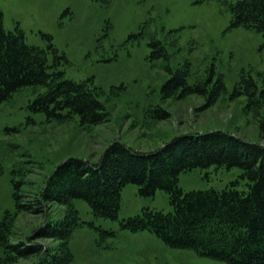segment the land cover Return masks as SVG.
Instances as JSON below:
<instances>
[{"label": "rangeland", "instance_id": "rangeland-1", "mask_svg": "<svg viewBox=\"0 0 264 264\" xmlns=\"http://www.w3.org/2000/svg\"><path fill=\"white\" fill-rule=\"evenodd\" d=\"M237 1L0 0L6 31L20 30L27 45L45 50L50 70L98 88L108 114L98 125H82L77 116L49 120L33 108L43 86L23 88L0 103V221L14 207L12 178L24 182L22 202L33 201L59 165L71 158L98 162L115 142L156 152L180 135L223 131L264 146V105L256 111L245 93L235 95L244 79L264 87V35L231 26ZM178 72L189 86L205 84L208 95L184 96L183 87L166 97L163 88ZM218 80L225 89L210 103ZM247 183L240 168L211 166L181 174L179 186L184 192L222 191L235 184L247 191ZM75 205L82 223L69 240L71 264H227L172 248L154 232L122 227L144 209L171 212L164 190L144 197L128 184L117 220L95 217L84 200ZM47 212L52 220L65 216L57 204ZM44 220L45 213L22 214L12 223L10 242L27 239ZM34 243L53 252L60 245L53 239Z\"/></svg>", "mask_w": 264, "mask_h": 264}, {"label": "trees", "instance_id": "trees-1", "mask_svg": "<svg viewBox=\"0 0 264 264\" xmlns=\"http://www.w3.org/2000/svg\"><path fill=\"white\" fill-rule=\"evenodd\" d=\"M231 10L232 27L255 28L264 35V0H238ZM51 68L46 51L27 45L22 31H6L0 12V103L23 88L43 86L46 90L33 108L45 111L49 120L65 121L77 116L82 125L107 121L98 88L89 82L72 81L64 72ZM242 82L245 86L237 87L235 95L245 93L248 107L262 109L264 87L260 88L253 79ZM201 84L189 86L186 75L178 72L163 92L171 97L184 87V96H207L208 89ZM224 89L218 80L210 103ZM161 116L168 118L166 111ZM261 129L264 131L263 120ZM211 166L240 168L249 189L239 190L235 184L222 191L184 192L180 188L181 174ZM21 180L12 178L14 207L6 209L0 221V264L33 258H37L34 264H71L69 240L82 223L75 201H86L97 218L117 220L122 191L128 184L137 185L144 197L164 190L172 211L144 209L140 215L123 221L124 229L154 232L172 248L193 249L227 264H264V146L233 134L223 131L184 134L156 152L135 151L115 142L98 162L71 158L59 165L47 179L40 197L27 203L22 202ZM51 204L64 207L65 216L52 220L51 212H47ZM29 213H45V220L27 239L11 243L12 223ZM44 239L59 240V249L53 252L51 247L34 243Z\"/></svg>", "mask_w": 264, "mask_h": 264}]
</instances>
